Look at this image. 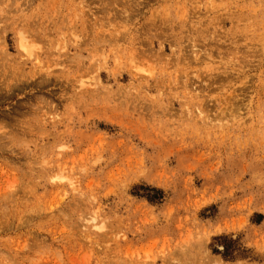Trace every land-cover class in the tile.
Masks as SVG:
<instances>
[{
    "label": "rangeland",
    "instance_id": "obj_1",
    "mask_svg": "<svg viewBox=\"0 0 264 264\" xmlns=\"http://www.w3.org/2000/svg\"><path fill=\"white\" fill-rule=\"evenodd\" d=\"M1 30L0 264H264V0H0Z\"/></svg>",
    "mask_w": 264,
    "mask_h": 264
},
{
    "label": "bare ground",
    "instance_id": "obj_2",
    "mask_svg": "<svg viewBox=\"0 0 264 264\" xmlns=\"http://www.w3.org/2000/svg\"><path fill=\"white\" fill-rule=\"evenodd\" d=\"M125 5V4H124ZM127 5V4H126ZM122 9H123V5H122V7H121ZM125 10H126V6H125V8H124ZM125 10H123V11H125ZM122 11V12H123ZM3 28H5V27H3ZM5 30V29H4ZM4 30H1L0 32L2 33V31H3V33H4ZM1 37H2V35H1ZM17 41H18V45H19V49H21V50H24L23 52H26L27 53V56H30L31 55V50H30V48H29V39L25 36V34L23 33V32H21V31H18L17 32ZM7 51V50H6ZM2 52H4L3 50H2ZM4 55V54H3ZM151 69H152V67H151ZM150 70V69H149ZM149 70L148 71H146L147 73L146 74H148L149 75ZM151 72H152V70H151ZM50 178L53 180V181H61V180H63V179H66V176L63 174V173H61V172H58V173H54V174H52V175H50ZM90 220H91V223H92V226L93 227H96V226H98L99 224L96 222V216L95 215H93V216H91L90 217ZM100 223V222H99ZM101 227V225L99 226V228ZM146 263V262H145ZM148 264V263H147Z\"/></svg>",
    "mask_w": 264,
    "mask_h": 264
}]
</instances>
